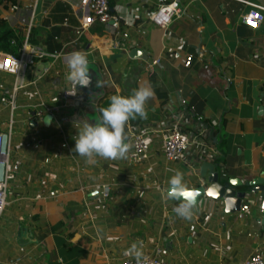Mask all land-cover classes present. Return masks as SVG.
Instances as JSON below:
<instances>
[{
    "label": "crops",
    "instance_id": "0c3cea01",
    "mask_svg": "<svg viewBox=\"0 0 264 264\" xmlns=\"http://www.w3.org/2000/svg\"><path fill=\"white\" fill-rule=\"evenodd\" d=\"M16 1L19 9L12 12L0 0V18L22 38L21 47L27 38L26 49L57 57H36L16 92L15 77L0 71V132L12 121L0 264H59L58 257L64 264H119L127 258L123 250L138 240L145 255L160 246L167 264H236L256 247L264 257L259 198L245 199L249 209L238 218L222 201L200 194L201 210L186 221L172 211L178 202L161 195L173 170L184 174L188 189L205 187L204 162L221 181H238L231 186L238 191L264 171V19L255 27L241 21L254 6L264 8V0H176L182 15L167 29L149 17L172 0H111L116 34L101 23L79 34V12L61 0ZM21 17L30 28L19 24ZM134 49L139 56H132ZM75 51L88 55L104 84L97 88L94 80L92 102L79 86L75 99L62 97L70 86L66 61ZM153 59L159 63L151 71ZM141 85L155 93L146 105L148 119L130 121L125 133L131 145L134 134L149 132L148 158L133 163L131 147L128 159L86 164L72 151L73 122L94 123L93 103L107 106L111 95L127 96ZM41 103L52 109L43 115H51L48 125L37 116ZM173 126L197 142L181 161L162 154Z\"/></svg>",
    "mask_w": 264,
    "mask_h": 264
},
{
    "label": "built area",
    "instance_id": "2783aa9c",
    "mask_svg": "<svg viewBox=\"0 0 264 264\" xmlns=\"http://www.w3.org/2000/svg\"><path fill=\"white\" fill-rule=\"evenodd\" d=\"M12 12L19 9V5L16 0H4ZM72 9L79 12V34L85 33L94 23H101L110 27L111 32L115 33L118 30V21L116 17L110 12L109 3L111 0H61ZM264 8L253 7L248 12L241 16V21L243 24L249 27H255L258 23L262 22L264 15L262 13ZM182 9L179 7L176 0L165 2L160 4L157 9L151 13L149 21L160 27L161 29H167V27L172 23L175 18L181 17ZM19 24L30 28V22L21 17L18 20ZM28 45L27 38L19 49L18 55L15 56L4 50L0 49V71L11 74L15 77V88L17 89L24 86V79L26 71L30 66L34 64L35 58L50 57L56 58V55L47 54L40 51L37 48L31 47L26 49ZM123 44L117 43L116 47H122ZM159 60L153 59L147 62V67L149 70L158 65ZM188 66V63H185ZM67 91H75L69 86L63 92V99L68 101L70 99H75V96L69 95ZM36 95L37 92H34ZM6 102L5 99H2ZM10 110L13 111L15 108L14 100L10 99L7 101ZM40 106L43 107L42 111L37 112L39 118H43L44 113H52V109L47 107L45 104L41 103ZM11 130L12 121L8 123V127L5 131L0 132V218L7 206L8 197V180H9V157L11 150ZM150 135L148 131H139L134 134L131 138L132 152L130 154V159L133 163H141L148 158V151L150 148ZM197 143L190 135L183 131L179 126H173L167 133L166 137L162 141V154L166 161H181L183 160L185 152L189 147ZM62 147H66V143L62 144ZM107 189V190H106ZM109 189L104 187L103 193L105 196L108 195ZM53 195V193H50ZM250 203H244L238 211V218H243L244 214L248 211ZM257 209L260 213L264 212V198H260L257 203ZM162 248L160 246H155L152 253L146 254L145 264H167L162 259ZM119 264H135V261L129 258L124 259ZM236 264H264V257L261 253L259 247L254 248L252 254L239 261Z\"/></svg>",
    "mask_w": 264,
    "mask_h": 264
},
{
    "label": "clouds",
    "instance_id": "9594fccd",
    "mask_svg": "<svg viewBox=\"0 0 264 264\" xmlns=\"http://www.w3.org/2000/svg\"><path fill=\"white\" fill-rule=\"evenodd\" d=\"M90 61L88 55L83 51L71 53L66 61V81L75 91H67L69 95L77 94L78 86L88 88L91 83ZM97 88H104L101 80L96 83ZM155 95L154 89L148 85H141L133 89L130 95L114 94L108 98V104L97 107L93 103L95 112L98 113L94 123L88 118L74 121L73 126L77 135L73 137L75 147L72 149L75 155L82 158L86 164L94 165L99 160L115 161L129 158L131 145L127 142L125 133L129 122L137 118L148 119L146 105ZM93 120V119H92ZM47 118L45 122H50ZM174 175L168 180L167 188L162 191V198L178 203L172 211L176 218L191 221L201 210L198 202V194L188 189L184 180V174L179 170H173ZM107 190V189H106ZM98 235L104 234V229L97 228ZM122 255L135 261V264H145L143 241H134L125 248ZM59 264H64L63 258L58 257Z\"/></svg>",
    "mask_w": 264,
    "mask_h": 264
},
{
    "label": "water",
    "instance_id": "95a60500",
    "mask_svg": "<svg viewBox=\"0 0 264 264\" xmlns=\"http://www.w3.org/2000/svg\"><path fill=\"white\" fill-rule=\"evenodd\" d=\"M139 51L134 49L132 50V56H139ZM90 75L92 83L88 88H85L88 91L87 99L92 102L96 99L95 95H92V92L95 90L93 86L94 80H100V73L96 69V66L93 63H90ZM78 94V89H77ZM90 97V98H89ZM51 118V115H47L43 119V123L48 125L49 122H45L47 118ZM31 124H34L33 122ZM200 175L206 177L205 187L201 186L198 189L190 190L194 194L204 195L214 200L222 201L226 208V212L235 213L240 210L245 199L249 197L264 198V171L261 172L255 179L251 182L245 184L246 191L236 190L231 186L239 185L238 181L235 179H228L227 181H221L219 179L218 173L214 172V166L204 162L200 167ZM238 183V184H236ZM258 221L262 225V230L264 231V212L260 214Z\"/></svg>",
    "mask_w": 264,
    "mask_h": 264
},
{
    "label": "trees",
    "instance_id": "16d2710c",
    "mask_svg": "<svg viewBox=\"0 0 264 264\" xmlns=\"http://www.w3.org/2000/svg\"><path fill=\"white\" fill-rule=\"evenodd\" d=\"M21 43L22 38L18 37L14 30L8 27L3 18H0V49L17 56Z\"/></svg>",
    "mask_w": 264,
    "mask_h": 264
},
{
    "label": "rangeland",
    "instance_id": "374dc122",
    "mask_svg": "<svg viewBox=\"0 0 264 264\" xmlns=\"http://www.w3.org/2000/svg\"><path fill=\"white\" fill-rule=\"evenodd\" d=\"M7 199H8V197H7Z\"/></svg>",
    "mask_w": 264,
    "mask_h": 264
}]
</instances>
